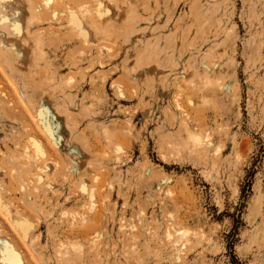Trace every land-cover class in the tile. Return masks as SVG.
<instances>
[{
	"label": "rangeland",
	"instance_id": "rangeland-1",
	"mask_svg": "<svg viewBox=\"0 0 264 264\" xmlns=\"http://www.w3.org/2000/svg\"><path fill=\"white\" fill-rule=\"evenodd\" d=\"M0 9V264H264V0Z\"/></svg>",
	"mask_w": 264,
	"mask_h": 264
},
{
	"label": "snow or ice",
	"instance_id": "snow-or-ice-1",
	"mask_svg": "<svg viewBox=\"0 0 264 264\" xmlns=\"http://www.w3.org/2000/svg\"><path fill=\"white\" fill-rule=\"evenodd\" d=\"M7 2H8V0H0V6L4 5V4L7 3ZM46 3H50V0H46ZM0 11H2V9H0ZM70 16L74 19V15H73V14L70 13ZM4 22H6V21H5V18H4L3 16H0V24H2V23H4ZM13 27H14V28H18V25H15V24H14ZM0 35H2V34H0ZM33 143H35V142L33 141ZM210 146H211V145H209V147H210ZM37 152H38V155H42V154H43V153L39 150V148L37 149ZM164 182H167V181H164ZM81 191H84V189L81 188ZM0 211H4L5 213L7 212V210L4 209L3 206H0ZM22 226H23L25 229L31 227V226L28 225L26 222H22Z\"/></svg>",
	"mask_w": 264,
	"mask_h": 264
},
{
	"label": "bare ground",
	"instance_id": "bare-ground-1",
	"mask_svg": "<svg viewBox=\"0 0 264 264\" xmlns=\"http://www.w3.org/2000/svg\"><path fill=\"white\" fill-rule=\"evenodd\" d=\"M73 21H76L75 19H73Z\"/></svg>",
	"mask_w": 264,
	"mask_h": 264
}]
</instances>
